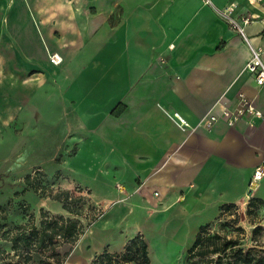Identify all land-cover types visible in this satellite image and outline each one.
Segmentation results:
<instances>
[{
    "label": "crops",
    "instance_id": "crops-1",
    "mask_svg": "<svg viewBox=\"0 0 264 264\" xmlns=\"http://www.w3.org/2000/svg\"><path fill=\"white\" fill-rule=\"evenodd\" d=\"M211 1L217 8L238 3L237 14L259 12L248 0ZM121 6L118 25L92 34L88 59L66 66L56 55L62 61L51 63V69H65L55 95L45 99L18 76L23 66L15 62L12 45L19 43L27 58L30 49L22 45L19 29L35 34V25L26 9L21 26L13 19L2 21L0 106L8 110L6 119L18 115L21 132L10 142L12 123L0 122L5 131L0 168L17 161L45 165L62 146L75 148L56 185L84 189L88 195L81 194L103 213L75 245L72 264L105 250L122 253L137 235L149 247L151 264H163L155 262L152 243L165 251L176 248L180 264H186L187 247L199 228L217 220L225 205L264 203V175L251 186L256 169L264 172V119L254 127L244 121L235 127L223 122L206 130L198 126L222 95L235 103L238 94H245L264 111V87L246 70L251 59L246 42L204 0H122ZM33 21L38 25L34 16ZM262 30L255 22L246 32L264 61ZM4 86L14 98L4 97ZM27 86L31 95L20 99ZM175 112L191 127H180ZM45 121L54 131L32 148L38 123ZM11 145H16V158ZM49 149L53 156L47 155ZM53 205L64 212L59 201Z\"/></svg>",
    "mask_w": 264,
    "mask_h": 264
},
{
    "label": "rangeland",
    "instance_id": "rangeland-1",
    "mask_svg": "<svg viewBox=\"0 0 264 264\" xmlns=\"http://www.w3.org/2000/svg\"><path fill=\"white\" fill-rule=\"evenodd\" d=\"M122 0H0V25L2 21L13 19L21 26L23 20V9L27 12V17L30 18L35 25V34L31 32L28 27H20L19 35L22 45L26 49H30V55L26 58L19 43H13V48L17 55L15 62L21 67V72L18 75L23 80L24 85L31 81V90L38 89L37 94L40 99H45L54 96L55 87L61 77V72L65 68L51 69V56L60 55L64 58L62 65L68 66L71 61L79 59L84 62L89 58L86 50L91 43L92 34L103 26L114 27L120 23L124 14V8L121 6ZM16 8V11L13 9ZM35 14V15H34ZM33 16L38 25H40L41 32L49 41V47L46 43L40 42L42 39L39 26L34 24ZM3 45L1 44L0 47ZM63 67V66H62ZM4 68H0V83L5 80ZM30 86V84H27ZM24 89V91L22 90ZM20 99H26L31 95V90L22 88ZM4 97L12 99V94H8L9 90L4 86ZM15 94V93H14ZM13 94V98H14ZM8 111L0 106V122L9 121L12 124L7 131L10 142L14 141L21 132V126L18 122V115L16 113L11 118L6 119L4 111ZM11 110V109H10ZM17 115V116H16ZM64 126V125H63ZM58 128V132L62 130ZM38 134L32 146L35 147L39 143L45 141L46 137L52 130L51 124L47 121L38 123ZM4 132L0 129V157L5 153L2 145V138L4 139ZM9 142V143H10ZM13 158L17 157L14 153L16 145H11ZM75 148L62 146L55 158L49 160L45 165L31 164L30 166L19 164L17 162L1 166L0 174V223L6 224V229L15 227L18 224L24 223L29 216H34L37 221L40 220L42 211L51 214L55 217L65 216L72 219L80 220L83 226L87 225L93 216L85 208L84 213L80 217L68 213L65 209L61 212L53 205L54 200L51 197L66 188L57 187L56 179L60 178L61 166L63 162L72 156ZM46 155V153H44ZM54 155L50 149L47 155ZM52 155V156H53ZM37 158L40 157L34 154ZM35 157V158H36ZM70 178L74 176L69 174ZM1 177V175H0ZM30 177V182L36 183L38 189L34 186L28 185L27 178ZM75 178V176H74ZM75 193V197L87 196V191L80 188L71 190ZM77 193V194H76ZM83 196L84 199L87 198ZM86 200V199H85ZM90 200V199H89ZM252 201L242 202L239 205H234L229 210L222 212L220 217L214 222L209 223L211 232H218L223 236L234 237L239 244L245 249L261 248L264 250V204L261 202L251 203ZM97 209H100L96 206ZM95 207V208H96ZM95 211V214H97ZM25 213V214H24ZM260 227L258 232L256 228ZM237 228L243 229L241 232ZM1 236V235H0ZM189 244L185 254V261L187 252L192 246ZM0 246L8 249L9 244L0 241ZM67 245L60 247L62 253L69 252ZM152 253L155 262L163 264H180L182 256H178V250L172 248L162 250L161 245L152 243ZM168 251V253H167ZM77 255V246L73 247L72 252L66 258L64 264H72L71 261ZM167 255V256H166ZM88 259L82 264H91L96 258ZM80 260V259H79ZM80 262V261H79ZM187 262V261H186ZM80 264V263H79Z\"/></svg>",
    "mask_w": 264,
    "mask_h": 264
},
{
    "label": "trees",
    "instance_id": "trees-1",
    "mask_svg": "<svg viewBox=\"0 0 264 264\" xmlns=\"http://www.w3.org/2000/svg\"><path fill=\"white\" fill-rule=\"evenodd\" d=\"M27 180L28 185L38 189L35 182H30V177ZM77 189L80 191V188ZM75 196L77 195L74 192L64 190L53 195L51 199L59 201L63 209L77 217L84 213L85 208L93 212L94 217L85 226L80 220L65 216L55 217L44 211L39 221L32 215L24 223L10 229H6V224L0 223V241L10 245L8 249L0 246V264H64L85 231L103 213L92 205L91 200ZM251 201L263 203L258 199ZM232 207L234 205H225L222 212ZM199 229L187 252L186 264H264L263 249H245L234 237L212 233L210 224ZM236 230L241 232L243 229ZM258 230L260 227L255 232ZM65 245L69 252L64 254L60 247ZM125 247L122 253L111 254L105 250L91 264H151L149 247L142 235L130 239Z\"/></svg>",
    "mask_w": 264,
    "mask_h": 264
},
{
    "label": "built area",
    "instance_id": "built-area-1",
    "mask_svg": "<svg viewBox=\"0 0 264 264\" xmlns=\"http://www.w3.org/2000/svg\"><path fill=\"white\" fill-rule=\"evenodd\" d=\"M205 4L213 7L218 17L223 19L227 27L241 36L251 50V59L246 64V70L253 76L259 88L264 87V61L262 58L263 52L260 48L254 47L246 32L247 27L255 22H260L263 25L262 34L264 35V0H248L249 6L257 8L258 13L237 14L236 10L239 7L238 3H231L223 8H217L211 0H204ZM62 61L61 57L56 55L51 56V63L59 65ZM173 117L177 120L178 125L182 128H190L191 125L179 113L175 112ZM264 119V111L256 104L255 100L248 98L245 94H238L237 101L231 102L226 96L222 95L206 115L201 119L198 126L203 129H211L219 123H224L228 127H235L239 122H246L249 127H254L258 122ZM264 175L261 167L256 169L252 177L251 186L261 180Z\"/></svg>",
    "mask_w": 264,
    "mask_h": 264
},
{
    "label": "bare ground",
    "instance_id": "bare-ground-1",
    "mask_svg": "<svg viewBox=\"0 0 264 264\" xmlns=\"http://www.w3.org/2000/svg\"><path fill=\"white\" fill-rule=\"evenodd\" d=\"M78 257V256H77ZM77 260V259H76ZM80 261V260H79ZM79 261H77V262H79ZM76 263V262H75Z\"/></svg>",
    "mask_w": 264,
    "mask_h": 264
}]
</instances>
